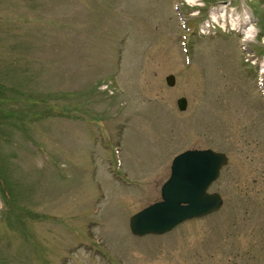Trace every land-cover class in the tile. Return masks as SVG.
<instances>
[{
  "label": "rangeland",
  "instance_id": "374dc122",
  "mask_svg": "<svg viewBox=\"0 0 264 264\" xmlns=\"http://www.w3.org/2000/svg\"><path fill=\"white\" fill-rule=\"evenodd\" d=\"M0 83V264H264V0H0ZM191 149L221 209L132 236Z\"/></svg>",
  "mask_w": 264,
  "mask_h": 264
},
{
  "label": "water",
  "instance_id": "95a60500",
  "mask_svg": "<svg viewBox=\"0 0 264 264\" xmlns=\"http://www.w3.org/2000/svg\"><path fill=\"white\" fill-rule=\"evenodd\" d=\"M173 86L175 78H166ZM180 111L186 109V99L176 102ZM228 164L226 154L211 149L186 150L172 160L170 175L160 188V201L137 213L128 221L134 237L161 236L179 225L217 213L223 199L218 192H209L217 181L221 169Z\"/></svg>",
  "mask_w": 264,
  "mask_h": 264
},
{
  "label": "trees",
  "instance_id": "16d2710c",
  "mask_svg": "<svg viewBox=\"0 0 264 264\" xmlns=\"http://www.w3.org/2000/svg\"><path fill=\"white\" fill-rule=\"evenodd\" d=\"M5 89H7L6 88V86L3 84V83H0V94L2 93V92H4L5 91ZM7 203H8V208L10 209V199H8V201H7ZM11 210V209H10Z\"/></svg>",
  "mask_w": 264,
  "mask_h": 264
},
{
  "label": "bare ground",
  "instance_id": "6f19581e",
  "mask_svg": "<svg viewBox=\"0 0 264 264\" xmlns=\"http://www.w3.org/2000/svg\"><path fill=\"white\" fill-rule=\"evenodd\" d=\"M249 19H250V18H249L248 16H246V17H245V22H247V23L250 22ZM248 24H249V23H248ZM251 24H252V23H251Z\"/></svg>",
  "mask_w": 264,
  "mask_h": 264
},
{
  "label": "built area",
  "instance_id": "2783aa9c",
  "mask_svg": "<svg viewBox=\"0 0 264 264\" xmlns=\"http://www.w3.org/2000/svg\"><path fill=\"white\" fill-rule=\"evenodd\" d=\"M180 6H182V5H180ZM242 45H245V44H242ZM245 48H246V46H242V49H243V50H245Z\"/></svg>",
  "mask_w": 264,
  "mask_h": 264
}]
</instances>
